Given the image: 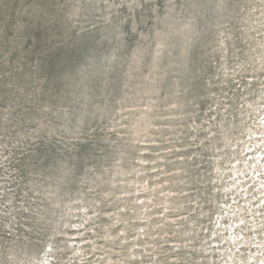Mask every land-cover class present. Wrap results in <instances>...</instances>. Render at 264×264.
I'll return each mask as SVG.
<instances>
[{
  "label": "rangeland",
  "instance_id": "374dc122",
  "mask_svg": "<svg viewBox=\"0 0 264 264\" xmlns=\"http://www.w3.org/2000/svg\"><path fill=\"white\" fill-rule=\"evenodd\" d=\"M0 264H264V0H0Z\"/></svg>",
  "mask_w": 264,
  "mask_h": 264
}]
</instances>
